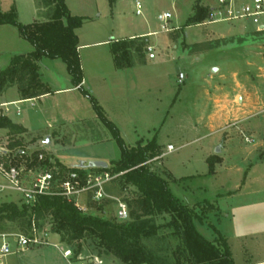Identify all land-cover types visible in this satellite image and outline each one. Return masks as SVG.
I'll return each mask as SVG.
<instances>
[{
	"label": "rangeland",
	"instance_id": "obj_1",
	"mask_svg": "<svg viewBox=\"0 0 264 264\" xmlns=\"http://www.w3.org/2000/svg\"><path fill=\"white\" fill-rule=\"evenodd\" d=\"M196 1L66 0L70 13L86 20L76 30L80 46L84 45L79 50L86 81L83 89L118 127L128 147L157 140L164 155L149 167L167 180L175 197L197 210L201 219L194 224L201 235L215 241L214 226L228 239L235 264H264V31L258 32L257 26L246 21L212 23L208 18L202 24L188 26ZM137 2L141 4L138 8ZM217 3L203 0L201 5L213 9ZM14 4L23 25L33 22L34 15L50 19L54 13L53 7L37 2L43 13L36 15V4L31 6V0H0V9ZM137 10L142 14L137 15ZM166 14L172 17L168 21L163 20ZM16 34L24 44L18 45L25 51L22 53L34 51L30 42ZM119 41L132 42L135 47L143 44L144 49L142 55L132 50L129 66L117 70L112 46ZM9 44L13 46V42ZM150 45L155 50L151 61L146 50ZM11 55L0 54V73L17 57ZM38 73L50 90L74 86L62 60H39ZM15 88L4 92L6 99L15 97ZM34 104L20 105V116L14 114L20 119L29 109L36 113L32 116L35 123L45 128L38 138L20 137L21 150L27 156L39 152L43 156L39 162L48 158L50 165L66 168L88 167L96 159L109 162L110 167L120 160L116 139L82 91L54 95ZM46 117H51L49 128ZM10 141L0 136L3 146ZM169 145L175 151L168 153ZM218 148L220 154L216 153ZM215 156V168L224 164L236 169L210 174L208 159ZM21 160L17 158V163L24 168ZM246 180V187L237 193ZM0 184H5L1 175ZM108 190L124 202L136 195L134 188L122 192L118 179L108 185ZM10 201L21 204V196L4 191L0 203ZM103 201L105 214L97 210L91 195L79 200L81 206L89 207L86 214L111 220L118 217L117 201ZM211 206L215 211L208 214ZM168 221L158 218L157 222L164 225ZM50 230L47 222L42 231L50 233L51 243L60 244ZM6 232L20 233L17 224H7ZM168 232L162 228L159 240L150 244L174 249L177 242ZM83 244L85 251L77 261L72 259L73 264H96L93 242ZM43 258L54 264H70L53 246L18 251L1 263ZM97 259L100 264H120L113 256Z\"/></svg>",
	"mask_w": 264,
	"mask_h": 264
},
{
	"label": "trees",
	"instance_id": "obj_2",
	"mask_svg": "<svg viewBox=\"0 0 264 264\" xmlns=\"http://www.w3.org/2000/svg\"><path fill=\"white\" fill-rule=\"evenodd\" d=\"M202 1H196L194 15L187 22L188 26L202 24L209 17L210 9L202 6ZM37 2L53 7L54 13L49 21L23 25L18 21L14 7L8 12L0 10V25L14 26L20 36L34 47L33 52L15 57L10 67L0 73V96L12 86L17 87L22 100L51 93L40 79L38 62L43 58L62 60L72 77L74 87L90 100L97 116L112 132L120 147L121 158L107 169L53 166L49 164L48 158L45 162H39V152L27 156L21 150V140L17 139L8 145L15 153L16 163L17 158L22 159L25 169L38 165L40 167V163H44L48 168L51 167L52 173L57 177L71 172L84 177L88 170L123 173L117 178L122 181V192L134 188L136 195L125 200L130 214L127 221H121L118 217L111 220L104 216L86 214L75 202H69L61 196L40 197L33 205H27L22 200L21 204L13 201L0 203V234L7 233V224H17L20 231L18 234L32 237L34 230L42 231L49 222L50 231L60 237L62 244L72 249L74 261L84 253V241H92L97 258L113 256L120 264H235L228 239L214 226L212 228L217 236L215 241H209L201 235L194 224L196 220L201 219L197 210L183 204L173 195L167 180L151 171L148 162L161 155L157 140L128 147L118 127L106 117L96 99L83 89L84 76L76 30L81 28L86 20L73 16L66 6V0ZM112 47L115 64L119 69L129 66L132 50L142 55L144 49L143 44L135 47L134 43L125 41L115 42ZM0 129H7L14 137L24 132L23 128L13 124L5 116L0 117ZM216 163V156L208 159L210 174L215 171ZM103 202H93L102 213L105 207ZM214 211L211 206L207 213ZM158 218H168L169 221L159 225ZM162 228L167 229L169 237L177 242L174 249L169 246L154 248V245L150 244L155 239L159 240Z\"/></svg>",
	"mask_w": 264,
	"mask_h": 264
},
{
	"label": "built area",
	"instance_id": "obj_3",
	"mask_svg": "<svg viewBox=\"0 0 264 264\" xmlns=\"http://www.w3.org/2000/svg\"><path fill=\"white\" fill-rule=\"evenodd\" d=\"M136 5L137 8L141 6L140 2H137ZM141 14V11L137 10V15ZM171 18L170 14H166L163 20L168 21ZM208 20L212 23L246 21L257 26L258 32L264 31V0H218L216 8L210 9ZM146 50L149 59L154 60V47L147 46ZM247 141L249 140L247 139ZM8 145L0 146V175L5 180V184L0 186V192L9 190L17 193L27 205H33L40 197L61 196L69 202H75V205L84 213L89 210V207L80 205L79 200L83 195H91L95 202L109 198L117 201L119 220H129L130 214L126 202L111 197L106 192V186L123 173L112 174L109 171L88 170L84 177L76 172L57 177L50 169L45 168L46 164L44 163L42 165L40 163V167L29 169L19 166L15 160V153L8 148ZM167 149L168 153L175 151L172 145H169ZM160 156L148 164L159 160ZM42 157V155L39 156V161L42 160ZM46 246L59 248L64 258L73 264L74 254L71 248L51 243L49 232L37 230H34L32 237L23 234H0V264H2V259L14 255L18 251ZM96 264H100L97 258Z\"/></svg>",
	"mask_w": 264,
	"mask_h": 264
},
{
	"label": "crops",
	"instance_id": "obj_4",
	"mask_svg": "<svg viewBox=\"0 0 264 264\" xmlns=\"http://www.w3.org/2000/svg\"><path fill=\"white\" fill-rule=\"evenodd\" d=\"M34 4H36V15H39L41 13H43V11L41 9H39V6L37 5V0H31V6L34 7ZM17 8L18 10V5L17 4H14V5H10L9 7H7V9L5 10H2L0 9L2 12H8L10 11L13 7ZM39 18V17H38ZM50 19L48 18H39L37 19L36 16L34 15L33 17V22L31 23H28V24H32V23H35V22H47L49 21ZM21 24H24L21 22ZM8 27H13V29H16V31L18 32L17 28H15L14 26L12 25H0V54L1 53H9V54H12L11 56H18V55H26V54H29L33 51H27V50H30V49H26L27 53H22V52H25V51H22V49L20 50L18 48V45L19 46H22L24 44H22V42H20L21 39L20 37L17 38L16 34L17 32H13L15 30H10V28ZM150 35V33H149ZM144 37L145 38V35H140V38ZM131 38H134V37H131ZM78 39H79V49L78 51L80 50L81 47H84V45H81L80 46V38L78 36ZM13 42V46L9 43H12ZM151 46V45H150ZM7 48H13V49H7ZM22 48V47H20ZM148 59H149V56H148ZM150 60V59H149ZM53 61H57V60H53ZM151 61V60H150ZM53 63H56V62H53ZM82 66H83V63H81ZM84 68V67H83ZM119 68H117L118 70ZM123 69V68H122ZM85 79L83 80V83H82V87H84L86 84H85ZM16 87V86H15ZM10 91V90H9ZM53 91V92H52ZM80 91L78 88L74 87V86H70V87H65V88H56L54 90L51 89V93L49 94H46V95H43L41 97H38V98H33V99H27V100H22V98L20 97V94H19V91L17 89V87L15 88V97H12V98H9V99H6L5 98V94L6 93H3L1 96H0V117L1 116H5L7 117L13 124H16L18 126H20L21 128L24 129V132L21 133V134H18L16 135L15 137L13 135H11L9 133V131L7 129H0V136L3 134L6 136V139H11L10 142L7 143V145L9 143H11L12 141H16L17 139H20V137H25L26 135H31L32 137H35V138H38V134H40V132L43 131V129H45L44 127L42 126H39L40 124L39 123H35L34 119H32V116H35L36 117V113L32 114L31 110L28 109L27 113H23V115L21 116L20 119H17L16 116L14 114L17 113L18 116H20V105H23L25 103H31L33 104V107L35 106V102L36 101H39L41 103H44L49 97L51 96H54V95H59V94H64V93H75V92H78ZM45 107V106H44ZM42 109H45L42 107ZM16 111V112H15ZM43 113H45L44 110H42ZM30 113V114H29ZM51 118V117H50ZM49 117H46V121H45V124L47 125V122H50ZM43 125V123H42ZM48 127V125H47ZM49 128V127H48ZM3 143H0V146H2ZM6 145V144H5ZM36 145V144H35ZM34 145V146H35ZM9 148V147H8ZM94 161H102V162H106L108 164V167H109V162L105 161V160H102V159H96ZM72 168V167H71ZM233 170H235L236 168H232ZM232 169L230 168H227L226 166L223 165H218L216 166L215 168V171L218 173V175L220 174L221 171H231ZM255 183V181H254ZM3 184H0V186H2ZM109 185V184H108ZM108 185L106 186V192L109 196L113 197V195H111V193L109 194V191H112V190H108ZM247 185V180L245 182V185L242 186V183L240 185V187L236 190L237 193L241 192L243 190L244 187H246ZM4 192H0V196L3 194ZM102 214H105V211L104 213ZM53 237H56L57 241L60 242V246L63 247V244L61 243L60 241V237L56 234H53L51 235ZM48 247V246H46ZM40 250V249H39ZM26 251V250H24ZM23 252V251H22ZM60 253L62 255V257L64 258L63 256V253L62 251L60 250ZM12 256V255H11ZM9 257V256H8ZM66 259V258H64ZM67 260V259H66ZM73 262V261H72ZM75 263V262H73ZM2 264H54V262L50 259H41V260H35V261H19V262H2Z\"/></svg>",
	"mask_w": 264,
	"mask_h": 264
},
{
	"label": "water",
	"instance_id": "obj_5",
	"mask_svg": "<svg viewBox=\"0 0 264 264\" xmlns=\"http://www.w3.org/2000/svg\"><path fill=\"white\" fill-rule=\"evenodd\" d=\"M217 69L214 68L213 72H216ZM222 152V150L220 148H218L216 150L217 154H220ZM82 166H84V164H82ZM89 168H103V169H107L108 168V164L106 162H102V161H97V162H92L89 164L88 166Z\"/></svg>",
	"mask_w": 264,
	"mask_h": 264
}]
</instances>
